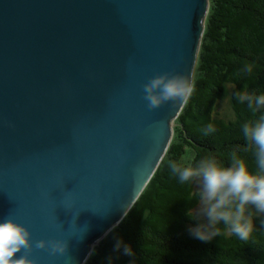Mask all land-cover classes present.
I'll return each instance as SVG.
<instances>
[{
  "label": "water",
  "instance_id": "obj_1",
  "mask_svg": "<svg viewBox=\"0 0 264 264\" xmlns=\"http://www.w3.org/2000/svg\"><path fill=\"white\" fill-rule=\"evenodd\" d=\"M209 7L0 0V219L30 229L38 264H85L148 184L185 103L149 109L143 85L164 72L193 84Z\"/></svg>",
  "mask_w": 264,
  "mask_h": 264
},
{
  "label": "trees",
  "instance_id": "obj_2",
  "mask_svg": "<svg viewBox=\"0 0 264 264\" xmlns=\"http://www.w3.org/2000/svg\"><path fill=\"white\" fill-rule=\"evenodd\" d=\"M209 1L193 92L174 120L167 152L85 264H264V213L247 206L252 231L246 240L222 223L211 240L195 239L186 230L194 223L186 212L197 219V183L180 182L169 167V161L195 165L209 155L227 166L235 152L256 171L254 146L243 137L242 125L257 120L264 107L254 112L238 94H264V0ZM246 65L252 66L250 73ZM209 124L214 131L206 133ZM117 238L132 247L133 256L113 252Z\"/></svg>",
  "mask_w": 264,
  "mask_h": 264
},
{
  "label": "clouds",
  "instance_id": "obj_3",
  "mask_svg": "<svg viewBox=\"0 0 264 264\" xmlns=\"http://www.w3.org/2000/svg\"><path fill=\"white\" fill-rule=\"evenodd\" d=\"M209 12V11H208ZM208 15V14H207ZM244 71L251 72L246 65ZM194 79V78H193ZM193 92V84L188 77L178 72H164L151 77L143 85L144 99L149 109L158 108L168 101L186 103ZM239 100L247 102L252 111L264 107V94H238ZM206 133L214 131L211 124ZM246 142L254 146L256 171H250L248 164L235 152L230 156L227 166L218 162L214 156H206L195 165L180 166L169 161V167L180 182L198 183L197 219L187 227L188 233L200 241H209L217 235L216 225L228 226L241 240H246L252 231L250 216H246L247 206L264 213V114L252 123L242 125ZM68 241L62 239L35 242V248L47 247L53 254L64 253ZM33 242L30 229L8 217L0 219V264H38L31 258ZM93 247L89 255H93ZM113 252L133 256L132 247L117 238ZM19 253V254H18ZM112 257H109L111 261Z\"/></svg>",
  "mask_w": 264,
  "mask_h": 264
},
{
  "label": "rangeland",
  "instance_id": "obj_4",
  "mask_svg": "<svg viewBox=\"0 0 264 264\" xmlns=\"http://www.w3.org/2000/svg\"><path fill=\"white\" fill-rule=\"evenodd\" d=\"M198 60V58H197ZM196 65H197V62H196ZM196 65H195V70H196ZM195 70H194V76H195ZM227 106V103H224V106L223 107H226ZM173 126H174V123H173ZM197 188H198V183H197Z\"/></svg>",
  "mask_w": 264,
  "mask_h": 264
}]
</instances>
